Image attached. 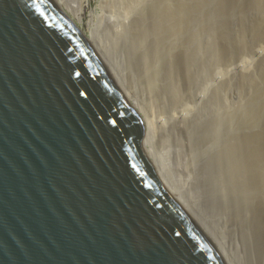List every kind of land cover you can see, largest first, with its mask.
<instances>
[{
    "label": "water",
    "instance_id": "1",
    "mask_svg": "<svg viewBox=\"0 0 264 264\" xmlns=\"http://www.w3.org/2000/svg\"><path fill=\"white\" fill-rule=\"evenodd\" d=\"M140 117L51 0H0V264H224Z\"/></svg>",
    "mask_w": 264,
    "mask_h": 264
},
{
    "label": "bare ground",
    "instance_id": "2",
    "mask_svg": "<svg viewBox=\"0 0 264 264\" xmlns=\"http://www.w3.org/2000/svg\"><path fill=\"white\" fill-rule=\"evenodd\" d=\"M51 1L61 12H63V14L71 22H73L81 30L80 24L82 22V16L86 14L83 11L82 7H84L85 5H88V0H81L82 3H79V4L75 3L77 5L76 8L70 7L69 4H68L69 6L64 5V0H51ZM209 1L210 0H151L147 4L145 9L139 14V16H137V18L132 21L131 27H127L128 29L125 32V33H130L134 36L133 37L130 35L132 37L133 42H134V46L131 48V51L134 55H136V57L134 55H132L130 57H126L124 55V53L121 52V50H120V48L122 47L120 45V43H121L120 40H122L121 36H127V35H125V34L121 35L122 32L120 34V30H119V32H117L118 30L117 31L114 30V28L116 29L117 27L113 26V30H111V31L108 30V34H109L110 38L112 39V44H113V45H109L108 48L104 45V43L107 42V40H106L107 36H106V38H104V37L100 36V34L97 31L95 33L91 32V34H89V35H87L82 30L81 31L86 35L94 53L100 58V60L110 70L121 94L124 96V98L127 100V102L132 106V108L135 110V112L140 117L142 125H143V129H144V136H143L142 145H141L143 154H144L146 160L148 161V163L150 164V166L152 167L157 179L159 180L161 185L164 187L165 191L171 196V198L173 200H175V202L182 208V210L190 218V220L197 226L199 231L203 234V236L207 239V241L211 244V246L215 249L217 254L220 256V258L224 264H243L244 262H242V259L244 260V258H245V256L242 255L243 253H241L242 257L239 256V252H235L236 247L232 246L230 242H227V239L225 236H227V234L230 232L222 231V230H219L218 228H216L215 223H218V221H220V220L217 221L214 218V216H215L214 213H216L213 211L214 205H213V207L210 206V208L208 209V214L205 215L204 213H202L198 209L197 205H194L193 207H189L188 204L182 200L183 199L182 196H180V193L182 192L184 194L183 197H185V200L187 199V201H190V199L192 200V197H194L195 191H193V190L192 191H190V190L186 191V189H185V191L183 190L180 193L179 192L177 193L175 191L176 189L174 190L172 188V186H170L168 184V181L169 182L172 181V178H174V176L176 174L174 172L175 169L174 168L172 169V167H170L167 164V162L164 160V157L161 155V152H162L161 151V143L162 144H166L168 142L171 143L170 139L173 136H177V135L178 136L181 135V136L186 137V133L188 130V129H186V127L188 124H186L184 127L183 126L182 127L177 126V128L174 127L173 129L171 128L170 130H167V129L161 130V128H159L160 138L158 137V139H159L160 143L155 144L158 129H157V126L155 123V119L153 118L155 116L152 115V111H153L154 107L157 105L158 106L160 105L159 107L161 109V107H162L161 102L163 104L165 102L170 103V104H174L173 102H177L176 100H178V97L180 95L179 93L183 90H184L183 91L184 93H185V91L189 92L187 90H188L190 84L192 83L193 78L196 77V75L194 74V67L196 66L195 65L196 63L198 64V62L195 63V61H198V57H199L198 51H199V47H201V43H200V38L202 36L201 32L204 34V31L206 32V30L208 29V26H207V23L205 20L206 19L205 16H206V7L209 4ZM254 1L256 2L259 9L261 8L264 11V0H254ZM218 2H219V0H218ZM249 2H251V1H249ZM249 2H248V0H242V5H243L242 6V13H243V15H245L247 9L249 8L248 7ZM122 3H124V2L122 1ZM236 3L237 4H235V5L237 7L238 1ZM216 4H217L216 6H218V3H216ZM239 5H241V4L239 3ZM250 5L253 6V4H250ZM117 6H118V4H117ZM219 6H220L219 8H221L222 12L224 14L228 15L231 13L232 7L234 8L233 0H221ZM63 7L69 9L73 13V16H70L63 9ZM217 9H218V7H217ZM218 10H220V9H218ZM233 11H235V10H233ZM250 12H253V11H250ZM119 14H121V13H119ZM212 14H214V13H212ZM233 14H234V12L231 15H233ZM251 16H252V18H254L253 16H255V15H251ZM88 17L94 18V15L89 14ZM255 18H258V17L255 16ZM260 18H261V16H260ZM226 20H230V19L228 18ZM238 20H240V19H238ZM254 20H256V19H254ZM167 21H169L171 28L167 27V25H168V24L166 25ZM244 21H246L245 18H244ZM147 22L150 23V27L148 25L149 30L145 27V24H147ZM251 23H252V21H251ZM254 23H256V21ZM241 25H242V23H241ZM225 26H226V24H225ZM252 26L253 25H251V27ZM162 27H164V30H166V32L170 33L173 31L174 33L176 32L179 36L181 35V33L182 34L184 33V35L187 36L185 42L183 41L184 43L180 44L182 46H181L180 50L176 53V55L170 54L167 51H164L163 49H161V37L163 36V35L161 36V34H162L161 28ZM226 28H228V27H226ZM253 28H254V30H251V32H253L252 34L257 35L256 36L257 38H258V36H263L264 35V17H263V20L261 19L260 22H257L256 25L253 26ZM110 29H112V28H110ZM219 29H220L219 31L218 30L216 31V33L217 32L218 33H217V35H215L216 38L214 39V45H213V47L215 48V51H214V49H213V51L216 52L214 54H217V56H219L221 58L224 55V52L226 51V50L224 51L226 38H227V37H225V33H226L225 31H227L228 29L225 30V27H223L222 25ZM244 29L245 28H243V30ZM164 30L162 32H164ZM243 30L241 28V30H240L241 34H243V32H241ZM93 31H95V30H93ZM208 31H210V30L208 29ZM216 33H214V34H216ZM165 34L167 37L168 34L164 33V36H165ZM241 36H242V38H241L242 42H243V44H245L246 42H244V41H246L245 40L246 37L244 38L243 35H241ZM174 37H176V35ZM212 37H213V35H212ZM119 41H120V43H119ZM149 42H152V47L149 50V53L146 54L144 51H142L141 46H146V44L147 43L149 44ZM126 45H128V44L125 43L124 49H125V47H127ZM129 46H130V44H129ZM231 46H232V44H231ZM129 48L127 47L126 50L129 51ZM244 48H246V46ZM122 50H123V48H122ZM211 50L212 49H210V55H211ZM129 53H131V52H129ZM133 56L136 58V63L132 62ZM207 62L210 63L209 61H207ZM208 63H206V64H208ZM261 71H263V74H264V63L262 65ZM195 72H197V71L195 70ZM248 79H247V82H248ZM163 80L169 81V84L165 89H164V85H161ZM251 81L253 82L254 80H251ZM244 82H246V80ZM257 82H260V81H257ZM193 83H195V82H193ZM157 88H159V89H157ZM161 89L163 91H161ZM256 89H257V86H256ZM260 89H261V87H260ZM165 90H170V93L165 94V92H166ZM215 95H216V96H214L215 101L218 103L220 101V103H221L222 98H221L220 93L217 92V93H215ZM261 97H264V90H261V93H257V95L255 97V102L257 103L259 100L261 103ZM161 99H162V101H161ZM216 102L212 103V104H217ZM212 104H211V107L213 106ZM262 105L263 106H261L260 108L258 107L259 109L256 107L258 110L255 112H252L248 109L247 110L245 109L246 111L243 110L244 111L243 119H245V121H244L245 129H243V130H245V131H243L241 129L242 130L241 133L238 134L236 136V138L234 136L235 140H233V139L230 140L229 143L227 144L226 148H220L218 151L219 159L222 157L221 159H224L225 161L227 160L228 162L231 161V163H232L231 165H232V169H233V171H232L233 177H231V178L233 179V181H232V185L234 186L233 188H235L234 189L235 199H232V200H234L232 203L234 204V206H237L239 204V198H240V205H238V206H239V208H240V206H242V208H244L243 206H246V205H244V200L249 201L248 209L247 210L245 209L246 211L244 210V213H245L246 217H248L249 219L252 220V222L255 226L256 233L254 235H255L256 243L254 244L252 241L251 242L254 244V251L256 254L253 255V253L251 252L252 247L248 248L249 249L248 250L249 256L248 257L246 256L247 260H248V264L262 263V259L264 256V247L262 244V241H264V222H261V220H259L260 213H264V126L262 128L260 127L259 129H256V130L252 129L253 127H255V124L257 125L259 122L264 120V104H262ZM215 106L216 105H214L213 108H215ZM218 106L221 107L220 104H218ZM207 107H210V106H207ZM167 109H168V107H167ZM208 110H211V108H209ZM213 110L214 109H212L211 111H213ZM251 110H252V108H251ZM211 111H210V113H211ZM219 113H220V115H219ZM219 113H216V115H219L218 119L214 120L212 123L210 122L209 125H207V126L205 125L206 127H204L200 123H198L199 126L194 125L196 133L199 132L201 135L199 137L201 140L209 139L208 136L210 137L211 135L218 133L219 130H222L223 127L225 128L224 124L226 122V117H227L228 113L225 114L226 117L223 113H222V115H221V112H219ZM162 115H163V113H162ZM165 115H167V113ZM232 115H233V113H232ZM232 115L230 114V116H232ZM230 116L228 114V117H230ZM235 116H234V118L236 119ZM164 118H166V116ZM197 118L199 119L201 117H197ZM167 119H169V118H167ZM202 119H200V120L202 121ZM231 119L232 118H230V120ZM184 120H185V118L181 121H183V123H188L187 121L185 122ZM187 120L189 121V119H187ZM200 120H199V122H200ZM162 122L165 123L164 121H162ZM169 122H170V120H169ZM169 122H167V123L169 124ZM178 122L176 123V125L180 123V122L179 123ZM163 123H162V125H164ZM167 123H165V124H167ZM202 124H204V123L202 122ZM167 126L165 125L164 128ZM196 136H198V135H196ZM218 136H217V138H218ZM220 138H221V136H219V138H218L219 141H220ZM167 145H169V144H167ZM165 147H166V145H165ZM201 175H203V174H201ZM211 180H209V181H211ZM240 184H241V188H243V186H244L245 191H246L245 193L243 191H240V188L238 186ZM197 194L198 193H196V195ZM190 202L193 203V201H190ZM193 204H195V203H193ZM212 204H214V203L212 202ZM215 209H217V208L215 207ZM256 212H257V214L255 215ZM236 213L234 215L235 219L236 220L240 219L239 218V217H241L240 213H237V214ZM241 214H243V213H241ZM248 215H251V216L249 217ZM263 218H264V216H263ZM213 219H215L216 222ZM220 226H218V227H220ZM250 227L254 231V227L252 225ZM217 232H219V234H217ZM225 232L227 234H225ZM245 233L246 234L243 233L244 235L237 238L238 241H240V243L243 241V239L245 240L247 237H249V240H250V238L253 239V237H251L246 231H245ZM252 233H250V234H252ZM235 236H237V234ZM230 237H231V235H230ZM227 238H229V237H227ZM235 240L236 239L234 238V241ZM259 243L261 246H259ZM244 245L245 244H243V246ZM243 246L241 245V248ZM242 252H243V250H242ZM260 253L263 255L262 257H261Z\"/></svg>",
    "mask_w": 264,
    "mask_h": 264
},
{
    "label": "rangeland",
    "instance_id": "3",
    "mask_svg": "<svg viewBox=\"0 0 264 264\" xmlns=\"http://www.w3.org/2000/svg\"><path fill=\"white\" fill-rule=\"evenodd\" d=\"M122 1L124 3H122ZM150 1L151 0H88V5H85L84 7H82L83 11L86 13L85 14L86 16L85 15L82 16V22L80 24V28L87 35L91 34V32L95 33L97 31L100 34V36L104 38H106L107 36V39H106L107 42H105L104 45L108 48L109 45H113L112 39L110 38L108 34V30L110 31L113 30V26L117 27L118 29L114 28V30L116 31L118 30L117 32H119L120 30V34L122 32L121 35H124V34L127 35V36H121L123 41L120 40L121 43L119 41L120 45L122 46V47L120 46L121 47L120 50L121 52L124 53L126 57H130L134 55L131 51V48L134 46V42L131 37L133 35L130 33H125V32L128 29L127 27H131L132 21L135 20L137 16H139V14L145 9V7ZM220 1L221 0H219V2L218 0H213V1L210 0L209 4L206 7V16H205L206 19L205 20H206L208 29L210 31H208L207 29L206 32L204 31V34L201 32L202 34L200 38L201 47H199V51H198L199 57H198V61H195V63L198 62V64L196 63L195 64L196 66L194 65L195 66L194 74L196 75V77L193 78V81L187 90L189 92L185 91L184 93L183 92L184 90L182 89L183 91L179 93L180 98L178 97V100H176L177 102H173L174 104H170L166 102L163 104L161 102V106L163 108L161 107L160 109L159 107L160 105L159 106L157 105L158 107L155 106L152 111V115L155 116L153 118L155 119V123L158 129L157 136L155 135L156 136L155 144L160 143L158 139V137L160 138L159 128H161V130L162 129L170 130L171 128L172 129L174 127L177 128V126L184 127L186 124H188L186 127V129H188L186 133V137L177 135V136H173L170 139L171 143L170 142L166 144L161 143V151H162V152L160 151L161 155L164 157V160L167 162V164L170 167H172V169L173 168L175 169L174 172L176 174L174 178H172V181L170 182L168 181V184L172 186L174 190L176 189L175 191L177 193L178 192L180 193L183 190L185 191V189L186 191H189V190L195 191L194 197H192V200L190 199V201H193V203L195 204H193L190 201H187V199L185 200V197H183L184 194L182 192L180 193V196H182L183 198L182 200L185 203H187L189 207H193L194 205H197L198 209L205 215L208 214V209L210 208V206L213 207L214 205L213 211L216 212L214 213L215 215L214 218L217 221L220 220L218 221V223H215L216 228L222 231L230 232L228 234L225 232V234H227V236H225L227 239V242H230L232 246L236 247L235 252H239V256L241 257L242 255L245 256L244 260L242 259V262H244L243 264H248V260H247V257L249 256L248 248L252 247L251 252L253 253V255L256 254L254 251V244L256 243L255 235H254L256 233L255 226L252 220L246 217L244 213V210L248 209L249 201L244 200V205H246V206H243L244 208H242V206H240L239 208L238 206L240 205V198H239V204L237 206H234V204L232 203L234 201L232 199H235V195H234L235 188H233L234 187L232 185L233 179L231 178L233 177V174H232L233 169L231 165L232 163L231 161L228 162L227 160L225 161L224 159H221L222 157L219 159L218 151L220 148H226L229 141L232 139L235 140L236 136L240 134L243 129H245L244 127L245 119H243L244 111L248 109L252 112H255L261 106H263L262 104H264V101H263L264 97H261V103L259 100H258L259 103L255 102V97L257 93H261V90H264L263 89L264 88V74H263V71H261L262 65L264 63V38H263L264 35L258 36L257 38L256 37L257 35H254L252 34L253 32H251V30H254L253 26H255L257 22H260L261 19L263 20L264 11L261 8L259 9V7L257 6L254 0H248V2L251 1L249 3L253 4L255 8L248 3L249 8L247 9L245 15H243L242 0L241 1L233 0L234 8L232 7L231 13L226 15L222 12L221 8H219ZM237 1H238L237 7L239 8L241 6L239 9L235 5L237 4L236 3ZM75 3L79 4V3H82V1L81 0H64V5L69 4L70 7H73V8L77 7ZM216 3H218V6H216L217 5ZM239 3L241 5H239ZM217 7L221 11L218 10ZM63 9L70 16H73V13L69 9L65 7H63ZM250 11H253V12H250ZM211 12L214 14H212ZM233 12L235 15L234 14L231 15ZM89 14L94 15V18L88 17ZM251 15H255L258 18H255V16H253L254 18H252ZM228 18L230 20H226ZM244 18L246 21H244ZM251 21L253 24L251 23ZM255 21L256 23H254ZM167 22H166V25L168 24L167 27L171 28L169 21ZM224 23L226 24V26ZM148 25L150 27V23L147 22V24H145V27L147 29H148ZM221 25L225 27V30L228 29L227 31H225L226 32L225 37H227L228 39L226 38V43L224 47V51L225 50L226 51L224 52V55L220 58L219 56H217V54H214L216 52H214L215 48L213 47V45H214V39L216 38L215 35H217L218 33V32L216 33V31L220 30L219 28L221 27ZM251 25L253 26L251 27ZM241 28L242 30L243 28H245L243 31H241L243 32V34L240 33ZM163 30H164V27L161 28V33H162L161 36L163 35L161 37V49H163L164 51H167L170 54L176 55V53L180 50L182 46L180 44H183L185 42L187 36L184 35V33L183 34L181 33V35L179 36L176 32L174 33L173 31L169 33V32H166V30H164V32H162ZM164 33L170 34V35L169 34L167 35L168 38L166 37V34L164 36ZM175 35L176 37H174ZM241 35H243L244 38L246 37L245 38L246 41H244L246 42L245 44H243L242 42ZM125 43L128 44L126 45L128 48L130 47L129 51L126 50L127 47H125L124 49ZM245 46L246 48H244ZM141 47H142V51H144L147 54L149 53V50L152 47V42H149V44L147 43L146 46H141ZM210 49H212L211 50L212 56L210 55ZM134 56L136 57V55ZM134 56H133L134 60L132 59V62L136 63V58ZM207 61H209L210 63H208ZM195 70L197 72H195ZM246 78L247 79L249 78L248 82ZM245 80L246 82H244ZM251 80H254V81L252 82ZM256 80L260 82H257ZM168 84H169L168 80H163L161 85H164V89H165L168 86ZM256 86H257V89H256ZM161 91L163 90L161 89ZM165 91H166L165 94L170 93V90H165ZM216 91L219 92L221 95V98H222L221 103L220 101L219 103L215 101L214 96H216L215 95V93H217ZM215 102L217 104H212ZM211 104L213 105L212 107H211ZM218 104H220L221 107H219ZM214 105H216L215 108H213ZM207 106H210V107H207ZM256 107L257 108L259 107V108L257 109ZM169 108L170 109L172 108V109L170 110ZM209 108H211V110L214 109L213 110L214 112L211 110H208ZM219 112H221V115L222 113L224 115L228 113L229 116L230 114L232 115L233 113V115L230 117H228V114H227V117L225 115L226 122L224 124L225 128L223 127L224 125L222 126L223 131L219 130L218 133H215L211 135L210 137L208 136L210 140L209 139L201 140L199 138L201 135L199 132L196 133L194 125L199 126L198 123H200L201 125L206 127L207 125H209L210 122L212 123L214 120L218 119V116L220 115ZM166 113L167 115H165ZM216 113H219V115H216ZM163 116L164 117L166 116V118H164ZM234 116L236 117V119L234 118ZM197 117H201V118L198 119ZM184 118H185L184 121L185 122L187 121L188 123H183V121H181ZM230 118H232L233 120L232 119L230 120ZM187 119H189V121ZM200 119H202V121ZM190 120L191 121L193 120V121L191 122ZM162 121H164L165 123L169 122L170 125L168 123L165 124ZM178 121L179 122L181 121V122L179 123ZM177 122L179 124L176 125ZM202 122L204 124H202ZM162 123L164 125H162ZM165 125L166 126L168 125V126L164 128ZM263 126H264V120L259 122L257 125L255 124V127L253 128L251 127V128L256 130V129H259L260 127L262 128ZM218 135L221 136L220 141L218 139L219 138ZM238 186L240 188V191H243L244 193L246 192L244 186H243L244 189L241 188V184ZM196 193L198 194L196 195ZM197 196L198 197L200 196V197L198 198ZM212 202L214 204H212ZM215 207L217 209H215ZM236 212L240 213V216H241L239 217L240 219H237V220L235 219L234 215ZM241 213H243L244 215ZM256 214L257 212L255 213V215ZM248 216L250 217L251 215H248ZM263 216H264V213H260L259 220H261V222H264ZM215 219L213 220L216 222ZM250 224L254 227V231L250 227L251 226ZM217 225L218 226L221 225V226L218 227ZM245 231L247 233L250 231L248 234L251 237H253V239L250 238L249 240V237L246 236L247 238L245 237L246 239L245 240L243 239V241L240 243V241H238L237 238L246 234ZM217 234H219V232H217ZM236 234L237 236H235ZM234 238L237 241L236 240L234 241ZM242 243L245 245L243 246ZM262 244L264 247V241H262ZM241 245L243 246L242 248H241ZM259 246H261L260 243H259ZM241 253L243 254L241 255ZM262 256L263 255L261 254V257ZM259 264H264V256L262 259V263H259Z\"/></svg>",
    "mask_w": 264,
    "mask_h": 264
}]
</instances>
